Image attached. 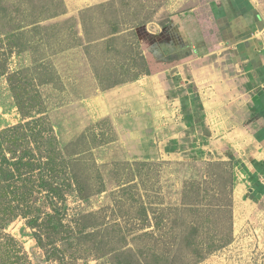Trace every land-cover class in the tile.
<instances>
[{
  "label": "rangeland",
  "instance_id": "1",
  "mask_svg": "<svg viewBox=\"0 0 264 264\" xmlns=\"http://www.w3.org/2000/svg\"><path fill=\"white\" fill-rule=\"evenodd\" d=\"M246 56L264 62V0H0V157L67 177L53 204L19 203L0 264H153L156 241L160 264L224 241L193 264H264V162L217 153L187 72ZM77 217L80 239L53 233Z\"/></svg>",
  "mask_w": 264,
  "mask_h": 264
},
{
  "label": "crops",
  "instance_id": "2",
  "mask_svg": "<svg viewBox=\"0 0 264 264\" xmlns=\"http://www.w3.org/2000/svg\"><path fill=\"white\" fill-rule=\"evenodd\" d=\"M252 58L241 57L224 64H220L221 58L216 64L193 62L187 71L196 86L210 144L224 158L242 162L249 173L257 172L264 162V62L256 65ZM246 62L251 68L249 64L244 68ZM254 69L258 79L249 76ZM236 179L238 193L239 174Z\"/></svg>",
  "mask_w": 264,
  "mask_h": 264
},
{
  "label": "trees",
  "instance_id": "3",
  "mask_svg": "<svg viewBox=\"0 0 264 264\" xmlns=\"http://www.w3.org/2000/svg\"><path fill=\"white\" fill-rule=\"evenodd\" d=\"M11 79H12V73L11 75L10 74L8 75L9 82L11 81ZM19 107L21 108L20 105ZM2 139H4V136L2 137ZM21 140L22 142L26 141L27 143L32 141L30 137H27V135L23 136ZM14 143L16 145V142ZM15 145L13 144V146ZM13 146L12 145L10 147L8 146L6 150H9L8 152L14 156V154L16 153L15 149L17 147L15 146L13 148ZM33 158L34 157H5V154L3 157H0V230L4 228L5 223L11 220V218L13 217L15 213V210H17L18 207L20 206L19 204L20 202L24 204L23 206H20V207H25L29 209L31 207L30 204H32L31 202L29 204V200L31 197L34 198V201L42 196L48 197L47 202L49 200V203L51 204H53V199L54 200L61 199V197L60 198L58 197V196H61L60 187L64 184V180L67 179V177L63 179V181H61L60 184L57 181H54L56 185H53V164L55 161L54 157H44V159L40 160L41 168H43L42 170H40V173L38 172L36 173V170L39 169V167H37L38 164L34 163L35 160H32ZM74 180H75V186H77L76 189L79 192H82L81 184L79 183V181L76 180V178ZM69 181H70V184H69ZM65 185H67V187L72 186L71 179H69L67 184ZM262 189L263 188L259 186V191H262ZM14 202H16L17 205ZM186 207L187 206L185 202L183 203V207H177L175 209L177 211L182 212V210ZM28 209L26 210L21 209L20 214L26 215L29 212ZM49 217H51V214L47 213V218ZM79 221H80V218L77 217L73 219V223L75 224L72 226L70 224L69 226H65L64 224H59V226L53 227V230H54L53 233L63 234V230L60 229V226H61L62 228L67 227L66 233L64 234L65 236H67V232L69 229H70V236H71V233L74 234L75 236L80 233H81L80 235H82L84 228L79 227ZM32 222H34V220ZM3 235H5V237L7 238L6 239L7 241H12L15 246L16 243L13 237L7 234H3ZM80 235H78L79 239H80ZM57 240H59L57 237L53 238V256L55 257L53 259L57 261L59 260L62 262L63 261V256L61 255L62 251L57 247V244H56ZM178 241L179 239H174L175 248L178 245H180ZM225 242L226 241H224V243ZM5 243L6 242H4V244ZM224 243H213L212 242L209 245H207V247H205V250L203 252H201L202 250L200 246L191 244L190 246L194 247V249L191 250L195 252L194 254H192L194 257L191 260H187L186 263L184 264H193L197 262L198 260L202 258L205 252L218 249ZM156 246H157V241L149 245V247L152 248L153 250L152 251L153 252L152 260L154 262L153 264H160L161 260L163 259L161 255H158L157 252L154 251L156 249ZM2 247L6 248L5 245ZM15 247H17V244ZM171 248H174V246L170 242L169 249ZM177 249L180 250V248H177ZM75 251L76 249L74 247L73 248L74 253L72 252V256H71L73 259L76 258ZM16 255H17L16 256L17 258H20V259L22 258L23 260L25 258V261L27 260L24 253L16 254ZM18 260L19 259H17L16 261ZM128 263L129 262L125 260L124 262L117 261L114 264H128ZM135 264H138V263H135Z\"/></svg>",
  "mask_w": 264,
  "mask_h": 264
}]
</instances>
